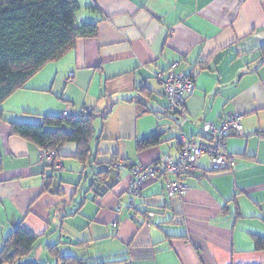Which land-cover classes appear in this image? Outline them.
Returning a JSON list of instances; mask_svg holds the SVG:
<instances>
[{
  "label": "crops",
  "instance_id": "1",
  "mask_svg": "<svg viewBox=\"0 0 264 264\" xmlns=\"http://www.w3.org/2000/svg\"><path fill=\"white\" fill-rule=\"evenodd\" d=\"M78 2L76 23L96 21V35L78 37L1 104L0 246L21 223L39 236L53 229L58 240L49 244L71 238L77 246L119 243L86 262L122 254L114 261L264 264V249L253 241L255 234L264 236V62L254 69L264 43V0ZM175 60L194 77L195 89L184 100L188 135L196 137L205 120L218 123L235 109L244 112L242 131L227 138L235 164L214 171L201 156L197 168L181 176L188 189L171 197V174L147 179L128 219L121 202L129 170L108 162L149 164L164 152L176 154L178 116L167 111L154 77ZM66 108L97 110L89 143L94 163L82 164L77 143L66 141L57 150L60 167L52 168L37 145L10 131L9 121L38 122ZM153 134L160 136L157 144L137 146ZM101 168L108 169L104 181L89 187ZM146 211L153 212L149 224ZM120 244H127L121 252Z\"/></svg>",
  "mask_w": 264,
  "mask_h": 264
},
{
  "label": "trees",
  "instance_id": "2",
  "mask_svg": "<svg viewBox=\"0 0 264 264\" xmlns=\"http://www.w3.org/2000/svg\"><path fill=\"white\" fill-rule=\"evenodd\" d=\"M78 8V0H0V119L3 115L1 104L10 94L23 87L27 80L47 62L60 58L71 49L78 37L96 35V21L76 23L75 14ZM90 8L96 9L94 6ZM255 61L254 69L264 62V43L259 46ZM188 74L194 78L192 74ZM167 111L175 115L169 110L168 103ZM97 115V110L85 108L84 112H70L67 116L42 114L38 122L12 120L9 121V127L12 134L44 150L57 151L62 143L74 141L77 143L76 157L85 165L94 163V155L91 153L89 143L93 137V121ZM105 116L106 113L103 114V117ZM63 125L70 130L63 129ZM159 141V134H153L139 140L137 146L142 148L157 144ZM177 142L179 144L178 139ZM114 160L117 158H112L108 166L117 169L112 166ZM48 165L56 168L52 164ZM107 173L108 169L102 168L94 172L88 186L94 188L103 182ZM166 175L162 174L156 178ZM108 189L109 186L101 192ZM135 207L136 204L132 208ZM148 212L150 211L145 212L146 216ZM38 237L39 235L33 234L18 223L2 240L0 264H15L30 255ZM253 241L256 249H264V236L255 234ZM45 248L52 257L56 258L55 264H106L109 262H86L71 253H62L58 243H46ZM31 256L23 264H46L35 261ZM115 261L131 264L130 256Z\"/></svg>",
  "mask_w": 264,
  "mask_h": 264
},
{
  "label": "built area",
  "instance_id": "3",
  "mask_svg": "<svg viewBox=\"0 0 264 264\" xmlns=\"http://www.w3.org/2000/svg\"><path fill=\"white\" fill-rule=\"evenodd\" d=\"M161 85L162 92L168 101V108L178 116V121L174 127L178 131V147L173 156L169 152L160 154L149 164H138L131 161L117 159L112 162V166L129 170V181L123 191L128 207H133L140 196V190L144 182L149 178H156L162 174H171L172 179L166 182V192L168 196H174L185 192L188 184L181 179L184 174H189L198 166V159L206 156L211 170H229L235 164L236 155L227 148V138L232 134L242 131L241 109L229 112L220 122L203 121L199 133L194 136L188 135L182 128L187 119L184 107L185 98L195 89L194 78L187 72L178 68V61H172L166 70L157 71L154 74ZM79 111L84 112L85 108ZM70 114L69 109L62 111L63 116ZM39 155L48 164L58 168L61 165L55 149H40ZM121 207L117 208V211ZM153 215L148 212L146 224H149V217ZM116 225V222H113Z\"/></svg>",
  "mask_w": 264,
  "mask_h": 264
},
{
  "label": "rangeland",
  "instance_id": "4",
  "mask_svg": "<svg viewBox=\"0 0 264 264\" xmlns=\"http://www.w3.org/2000/svg\"><path fill=\"white\" fill-rule=\"evenodd\" d=\"M123 200L121 202L122 205V212H130L133 210L132 207H128L127 202H126V198L125 196H123ZM131 216V212L130 215H128V219H130L129 217ZM66 230V228L64 229ZM50 233H46L44 235H40L37 239V241L35 242V247L32 251V253L30 255H27V257H24L22 259H20L18 262H16L15 264H23L26 260L30 259V256L35 259V261L38 262H42V263H46V264H55V262H57L55 257H52L48 251L45 248V244L46 243H52L53 241H57L58 239L56 238L55 233L52 234L54 231L53 229L50 230ZM61 231L57 230V234H60ZM62 233V232H61ZM64 235L65 231H64ZM72 240L69 241H64L62 239L61 243H59V249L62 253H73L75 256L81 258L82 260L88 261L89 259H97V256L100 254H97L96 252H99L101 254H104L103 250L104 247L106 246L108 249H115V245L119 244L117 241H111V244L109 242H102L100 244H97L95 241L92 245L90 246H77L74 243H71L70 241H73V238H71ZM127 244H123L119 246L120 248V252L124 250V247ZM118 247V246H117ZM122 254L119 255H110V256H100L98 257V260H103L105 261L106 259H111V261L107 262L106 264H122L121 262H117L114 261V259L121 257Z\"/></svg>",
  "mask_w": 264,
  "mask_h": 264
}]
</instances>
